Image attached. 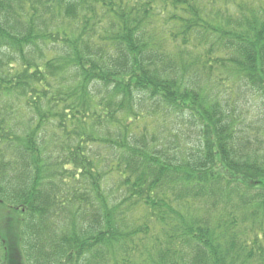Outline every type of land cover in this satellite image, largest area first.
Returning <instances> with one entry per match:
<instances>
[{"label":"trees","instance_id":"trees-1","mask_svg":"<svg viewBox=\"0 0 264 264\" xmlns=\"http://www.w3.org/2000/svg\"><path fill=\"white\" fill-rule=\"evenodd\" d=\"M0 200V264H264V0H0Z\"/></svg>","mask_w":264,"mask_h":264},{"label":"rangeland","instance_id":"rangeland-1","mask_svg":"<svg viewBox=\"0 0 264 264\" xmlns=\"http://www.w3.org/2000/svg\"><path fill=\"white\" fill-rule=\"evenodd\" d=\"M257 1V0H255ZM232 4L234 12H240L234 2ZM205 7H211V3H205ZM21 212L18 209L12 208L7 201L0 200V229L9 238L10 242H15L17 239L18 231L20 229L19 225L22 224V217H20ZM19 222V223H18ZM16 238V239H15Z\"/></svg>","mask_w":264,"mask_h":264}]
</instances>
